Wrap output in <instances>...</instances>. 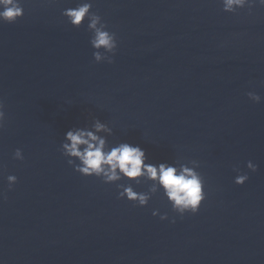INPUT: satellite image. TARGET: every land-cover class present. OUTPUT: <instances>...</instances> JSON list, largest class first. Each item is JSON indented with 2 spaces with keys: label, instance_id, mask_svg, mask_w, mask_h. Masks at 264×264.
Instances as JSON below:
<instances>
[{
  "label": "water",
  "instance_id": "obj_1",
  "mask_svg": "<svg viewBox=\"0 0 264 264\" xmlns=\"http://www.w3.org/2000/svg\"><path fill=\"white\" fill-rule=\"evenodd\" d=\"M76 2L22 0V17L0 23V264H264V6L93 0L117 37L108 64L93 61L87 21L61 15ZM92 117L151 162L197 160L198 211L181 217L160 193L137 207L74 172L58 149Z\"/></svg>",
  "mask_w": 264,
  "mask_h": 264
},
{
  "label": "clouds",
  "instance_id": "obj_2",
  "mask_svg": "<svg viewBox=\"0 0 264 264\" xmlns=\"http://www.w3.org/2000/svg\"><path fill=\"white\" fill-rule=\"evenodd\" d=\"M55 2V0H50ZM221 10L226 13H237L239 9L247 8L249 13L254 5L264 6V0H219ZM93 0H77L75 6L62 10L61 15L68 24L79 28L87 21L85 30L90 33L89 45L93 49L92 58L95 63H113L117 49L116 34L108 30L101 15L92 11ZM24 12L22 0H0V23H14ZM254 103L261 101V96L255 92L246 93ZM4 103L0 100V128L4 126ZM112 128L98 118L92 117L82 126L68 129L60 143L59 151L73 171L82 176H94L104 184H116L117 199H126L134 206L145 207L152 196L162 194L171 206L172 212L183 216L185 213L195 214L205 199L204 180L196 170L200 167L197 160L187 163L180 159L169 163L151 162L144 149L138 144L126 141L110 143ZM13 159L23 160L21 149L13 152ZM246 168L252 172L257 166L252 161L246 162ZM237 175L233 182L242 185L248 179L247 173H241L234 168ZM15 175L6 177L8 189L16 183ZM121 180L129 183H117ZM146 185V190L137 191L134 186ZM0 192V196H3ZM153 216L159 215L161 221L168 220V214H159L154 209ZM170 222L174 223L173 218Z\"/></svg>",
  "mask_w": 264,
  "mask_h": 264
}]
</instances>
